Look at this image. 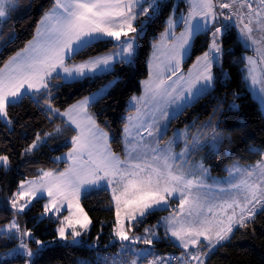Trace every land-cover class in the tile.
Segmentation results:
<instances>
[{
  "label": "snow or ice",
  "instance_id": "6c2138e0",
  "mask_svg": "<svg viewBox=\"0 0 264 264\" xmlns=\"http://www.w3.org/2000/svg\"><path fill=\"white\" fill-rule=\"evenodd\" d=\"M255 3L256 8H253L251 0H230L227 3L220 0L218 4L214 0H189L186 16L175 20L172 16L168 18V27L161 33L160 39L175 42L168 46L162 59L157 58L159 62L154 67L149 64V78L141 82L142 94L130 98L135 113L124 118L121 158L112 151L108 132L88 111L89 105L103 94L104 89L61 111L52 103L54 90L60 86L53 81H78L107 72L116 63H130L140 32L157 15L161 2L54 0L51 8L38 21L32 39L0 67V122L10 127L9 107L22 103L27 97L49 120L61 119L63 128L57 126L52 132H45L43 137L37 133L24 155L37 150L49 138L62 135L64 128L76 134L71 136L68 152L55 158L68 163V167L58 172L40 169L39 179L21 181L20 191L13 193L11 199L12 209L22 213L31 206L33 198L42 199L46 192L48 203L43 206L42 215L51 213L59 220L60 226L55 229L59 241L77 245L92 223L80 205L81 193L112 186L116 214L113 239L118 238L122 242L121 253L117 255L135 251L137 259L118 260L117 255L101 256L97 253L96 264H138L139 257L151 254L150 249L133 250L131 244L141 241L144 245H153L158 239L155 229L161 224L165 236L174 238L182 252L179 256L155 255L148 264H172L173 260L177 264H205L211 253L230 241L235 228L246 227L258 213L264 212V151L250 147V151L261 152L260 161L248 167L234 164L227 169L228 179L224 186L215 180L213 185H208L206 180L214 178L210 177V170L203 164L194 166L199 175L176 169L188 165L187 157L192 152L205 146L215 151L220 143L229 138L227 129L220 127L222 121H214L219 109L194 133H190V129L196 127L195 121L183 129H176L163 146L160 139L167 135L171 121L202 94L213 90L218 82L227 87L229 76L223 68L221 37L233 26L229 21L235 22L245 41L255 46V51L260 54L259 57H243L246 61L245 80H250L253 90L259 84V92L264 93V0H255ZM145 4L148 7H144ZM235 5H239V10L234 8ZM17 7L18 0H0V23H6ZM245 8L247 12L242 11ZM224 10H229L228 14ZM140 16L144 17V21L138 29L134 25ZM221 17L224 23L216 27ZM178 22L183 23L184 30L177 37L173 29ZM254 32L259 35L254 37ZM198 33H210V42L192 66L196 70L195 75L192 69L185 75L181 71V63L188 54L192 38ZM15 38L13 32L7 39H0V48H6ZM100 41L112 42L115 50L79 63H67ZM159 47L153 44L154 50ZM217 66L219 76L213 73V68ZM230 107H236L234 101ZM181 138L184 139V148L177 153L173 147ZM9 165V157L0 155V168L7 171ZM173 198H178L179 204L169 216L146 228L141 235H129L133 226L142 223L145 217L154 211L166 210ZM65 202L69 215L60 219ZM209 216L214 219L209 220ZM5 235L9 240L18 239L20 243L10 252L0 253V264L17 257L25 258V264H34L32 258L45 242L35 240L31 230H21L15 219L6 228H0V236ZM25 237L37 245V251L29 248L24 242ZM98 240L99 236L97 243L89 246L91 250L98 247ZM125 241L128 245L123 243ZM190 246H196L194 253ZM80 264L93 262L87 260Z\"/></svg>",
  "mask_w": 264,
  "mask_h": 264
},
{
  "label": "trees",
  "instance_id": "16d2710c",
  "mask_svg": "<svg viewBox=\"0 0 264 264\" xmlns=\"http://www.w3.org/2000/svg\"><path fill=\"white\" fill-rule=\"evenodd\" d=\"M53 2L54 0H18L17 9L12 12L0 34V39H7L13 32L16 36L14 42L8 43L6 48H0V67H3L10 56L32 39L38 21L51 8ZM171 11L172 3L168 1L147 23L145 32L139 35L134 61L116 63L107 72L78 81L65 82L55 79L53 83L60 86L54 90L53 106L60 110L66 109L79 99L115 81L104 96L91 103L90 109L96 115L98 123L109 128L113 149L122 152V129L124 118L129 111L130 98L142 92L141 82L149 76V58L153 44L166 28V21ZM143 21L144 17L140 16L137 25H141ZM209 37V33L196 35L192 54L186 64L207 50ZM222 46L223 66L229 76L227 87H224L222 82H218L213 90L199 97L172 120L168 131L171 133L194 120L196 124L202 123L212 115L216 105L221 103L223 110L219 109L216 116L222 121L220 127L227 129L229 138L221 143L218 151H210L206 158V162L216 174L226 173V165L235 160L248 163L261 159V152L250 151V147L261 151L264 149V111L245 80L243 55L249 49L239 39L237 29L233 26L222 35ZM114 48L112 42L100 41L84 49L67 63L81 61ZM219 75V67H216V76ZM233 93L237 95L234 96ZM233 101L235 108L230 107ZM8 111L12 125L9 127L0 122V155H7L10 162L7 171L0 168V224L10 221L14 216L9 199L19 188L20 182L39 176L40 169L64 167L66 162L55 160V156L71 146L63 135H56L49 138L37 150L24 155L25 149L32 144L36 134L52 132L58 126L59 119L46 118L45 113L27 97L22 103L10 106ZM45 203L46 197L34 200L21 214V220L34 232L37 239L53 242L38 252L33 259L34 264H80L81 261L87 260L96 264V250L100 247L93 251L85 243L66 245L65 242L59 241L55 232L59 220L42 215ZM82 204L92 220L88 238L97 241L99 236V243L107 244L114 236L113 225L116 215L110 190L105 187L95 189L82 197ZM160 212V210L154 211L147 216L146 221H156ZM17 242L18 239L9 240L6 235L0 236V253H6ZM155 243L160 254L182 250L170 238L157 240ZM4 264H25V258L8 259ZM205 264H264V212L258 213L246 227L237 228L230 241L211 253L206 258Z\"/></svg>",
  "mask_w": 264,
  "mask_h": 264
},
{
  "label": "rangeland",
  "instance_id": "374dc122",
  "mask_svg": "<svg viewBox=\"0 0 264 264\" xmlns=\"http://www.w3.org/2000/svg\"><path fill=\"white\" fill-rule=\"evenodd\" d=\"M168 1H171V3H172V11H171L170 16H172L174 20H175L177 17H180V16H182V15H185V16H186V15L188 14L189 7H190L189 0H160V2H161V6H162L164 3L168 2ZM214 2H216V3L218 4V3L220 2V0H214ZM223 2L227 3V2H230V0H223ZM252 2L254 3L253 8H256V7H257V4L255 3V0H252ZM144 7H148V5L145 4ZM174 7H175V11H173ZM234 8L237 9V10H239V5H235ZM160 10H161V7H160ZM160 10H159V11H160ZM216 10H217V12L220 11V9H219L218 7H217ZM242 11H243V12H247V8L243 9ZM224 12H225V14H228L229 10H224ZM158 13H159V12H158ZM11 15H12V13H11ZM11 15H10V17H11ZM170 16H169V17H170ZM9 19H10V18H8L6 22H8ZM245 19H247V17H245ZM220 21H221L220 23H217V24L215 25L216 27H221L222 23H224V21H223V17L220 18ZM228 23H232V24H233V27H235V28L237 29L239 39L242 41V43L244 44V46H245L246 48L249 49V51L244 52L243 57H246V56L259 57L260 54H259L258 52L255 51V46H252V45L250 44V42H246V41H245V39L242 37L241 33L239 32V28H238L237 26H235V22H233V21H229ZM4 24H5V23H0V34L2 33V29H3ZM134 26L137 27V28L139 29L141 25H137V21H136ZM167 27H168V25L166 26V28H167ZM166 28H165V29H166ZM165 29H164L161 33H163V32L165 31ZM183 30H184V26H183V23H182V22H178L177 25H176V27L173 29V31H174V33H175V35H176L177 37L179 36L180 32H182ZM222 31H223V29H222ZM144 32H145V27H144V30H143L142 32H140V33L143 34ZM161 33H160V35H161ZM209 34H210V33H209ZM160 35H159V38H158V39L155 41V43H154V44H158V45H160V47H159L157 50L152 49V53H151L150 58H149V64L151 63V64L153 65V67L159 62V59H157V58L159 57V58L162 59V58H163V57H162V54L165 52V50L168 48V46H169L171 43H174V42H175L174 40L161 41V39H160ZM253 35H254V37H256V36L259 35V33H255V32H254ZM195 37H196V35L192 38V40H191V47H190V49L188 50V54L184 57V59L182 60V63H181V71H182L185 75L188 74L189 69H192L193 75H195L196 70L193 69L192 66H193V64L195 63L196 58H197L198 56L202 55V53H201V54L198 55L193 61H191L190 63H187V64H186V61L188 60V58H189V57L191 56V54H192V49H193V44H194V39H195ZM221 39H222V37H221ZM137 49H138V40H137V42H136V46H135V53H134L133 56L131 57V61H134V59H135L134 57H135V55H136V53H137ZM113 50H115V48H114V49H111L110 51H107V52H105V53L98 54V55H103V54L109 53V52H111V51H113ZM95 56H97V55H95ZM93 57H94V56H93ZM131 61H130V62H131ZM79 62H80V61H77V62H74V63H79ZM245 63H246V61H245ZM71 64H72V63H71ZM262 66H264V65H262ZM217 67H218V66H217ZM223 68H224V66H223ZM224 69H225V68H224ZM225 71L227 72L226 69H225ZM244 71H245V70H244ZM213 73L216 75V67L213 68ZM96 74H99V73H96ZM148 78H149V76H148ZM114 82H115V81H112V82H110V83H108V84L102 86L101 88L97 89L96 91H93V92H92L91 94H89L88 96H93L94 94H98V93H100L101 89H104L103 94L97 96L96 100H98L99 98H101L102 96H104V95L108 92L109 88L113 85ZM246 82H247V85H248V87H249V89H250L252 95H253V96H254V97L260 102L261 107H262V109H263V111H264V93H260V92H259V87H260V85L257 84V85L255 86V90H253V88L250 86V85H251L250 80H246ZM210 91H211V90H210ZM142 92H143V89H142ZM142 92L139 93V94H135V95H133V96H139V95L142 94ZM205 94H206V93H205ZM202 95H204V94H202ZM202 95H201V96H202ZM133 96H132V97H133ZM201 96H200V97H201ZM96 100H95V101H96ZM196 101H197V100H196ZM194 102H195V101H194ZM194 102H193V103H194ZM193 103H191V104H193ZM191 104H190V105H191ZM90 105H91V104H90ZM90 105H89V107H88V111H89V113L92 114V115L94 116V118L96 119L97 124H98V125L104 130V131L108 132V134H109V141H108V143L110 144L112 151H113L114 153H116L117 155H120L121 158H123V151H122V152L115 151V150L113 149V147H112V143H111L112 135H111V132H110L109 128L106 127V126H104V125H100V124L98 123L97 118H96V115H95L94 112L91 111V109H90ZM128 108H129V111H128V113L126 114V116H128L129 114H134V113H135V108L132 107L131 99H130V101H129ZM184 109H185V108H184ZM184 109H183V110H184ZM217 109H222V110H223V108H222V106H221V103H218V104L216 105L214 111H216ZM63 110H64V109H63ZM61 111H62V110H61ZM214 111H213V112H214ZM217 112H218V111H217ZM217 112H216V113H217ZM211 116H212V115H211ZM211 116H210V117H211ZM210 117H208L206 120H208ZM58 119H59V118H58ZM206 120H204V121H206ZM215 120H220L219 116H215V117H214V121H215ZM194 121H195V120H194ZM204 121H203V122H204ZM192 122H193V121H192ZM192 122H191V123H192ZM203 122H202V123H203ZM191 123H189V124H191ZM202 123H200V124H196V122H195L196 127H195V128H191V129H190V133H194V132L196 131V128H199L200 125H201ZM189 124H187V125H189ZM187 125H185V126H183V127H179V128H177V129H183V128H185ZM58 126H60V127L63 128V122H62L61 119H59V124H58ZM169 128H170V125H169ZM175 130H176V129H175ZM175 130H174L173 132H171V133H168V132H167V135H165L162 139H160V144H161V146H163L164 144H166V143L168 142V140L172 138L173 133L175 132ZM168 131H169V129H168ZM75 134H76V133H75L74 131H72L71 129H69V128H64V131H63V134H62V135H63V136L66 138V140L69 142L70 139H71V136H73V135H75ZM41 136L43 137V134H41ZM189 138H190V136H189ZM123 147H124V144H123ZM27 148H28V147H27ZM70 148H71V146H70L68 149H66L64 152H62V153H60V154H57V155L55 156V158H56V157H60L62 154L67 153L68 150H69ZM183 148H184V139L181 138V140H180L178 143H176V144L174 145L173 150H174L175 152L178 153V152H180ZM220 148H221V143L217 146V148H216L215 151H218ZM210 151H214V150H212L210 146H205V147H203V148H200V149L197 150V151L192 152V153L187 157V159H188V165L184 166L182 169H176V170H177V171H184V172H192V173H194L195 175H199L198 170H197L194 166L197 165V164H203V167H204V168L210 170V171H209V175H210V177H211V178H214V179H208V180H206V183H207L208 185H213V184H214V180H215V181L220 182V186H224V182L228 179V172H226V173H224V174H216V173H214V172L212 171V167L206 162L207 154H208ZM263 151H264V149H263ZM260 160H261V159L255 161V162H248V163L241 162L240 160H235V161H233L232 163L227 164L226 167H225V169H226V171H227V169H228L229 167H231L232 165H234V164L239 165V166H241V167H248V166H250V165H254V164H256V163H257L258 161H260ZM57 161L61 162L62 160H57ZM67 167H68V163H66V165H65L64 167H54V168H51V169H43V170H45V171H56V172H58V171H64V169H66ZM40 176H41V174H40L39 176H37V177L28 178V179H26V180H24V181L37 180V179L40 178ZM102 187L108 188V189L110 190L111 194H112V186H101V187H99V188H102ZM96 189H98V188H96ZM93 190H95V189H93ZM93 190H91V191H93ZM18 191H20V186H19V188L15 191V193H17ZM91 191H89V192H91ZM89 192H87L86 194H88ZM86 194L83 193V192L81 193V197H80V205H81V207L84 209V211L87 213L86 209L84 208V206H83V204H82V197H83L84 195H86ZM12 197H13V196H12ZM12 197L9 199V205H10V206H11V199H12ZM44 197H46V203H48V198H47V193H46V192L44 193ZM34 200H36V199L33 198V201H34ZM33 201H32V202H33ZM20 202H22V200H21V201H18V203H20ZM46 203H45V204H46ZM31 204H32V203H31ZM178 204H179V199H178V198L170 199V200H169V203H168V206H167V208H166V210H160L161 212H160L158 218L156 219V221H146L147 217H145L142 223H139V224H136V225L133 226L132 230L129 232V235H141V234H143V233H144V230H145L146 228H149V227H152V226L156 225V224H157V221H161L163 217H167V216H169V215H170V214H171V213L177 208ZM113 205H114V207H115L114 201H113ZM11 208H12V207H11ZM27 209H28V208H26L25 210H27ZM13 210H14V209H13ZM25 210H24L23 212H25ZM214 211H219V210H218V209H214ZM23 212H22V213H23ZM22 213H17V212L14 210V216L12 217V219H11L10 221H12L13 219H15V220L18 222V224L20 225L21 230H24L25 228H26V229H28V228L26 227V225L24 224V222L21 220V214H22ZM59 215H60V219H62L63 216H67V215H69V211H68V209H67V203H66V202H65V204L62 206V208H61V213H60ZM87 215H88V213H87ZM47 216H50V217H53L54 219H56V217H55V216H52L51 213H49ZM88 217H89V219L91 220V218H90L89 215H88ZM208 219H209V220H213L214 217L209 216ZM56 220H57V219H56ZM10 221H8V222H6V223H3V224H0V228H6V226L9 224ZM91 222H92V220H91ZM59 226H60V224H58L57 227H59ZM91 227H92V223H91V225H90V228H89L86 232H84V233L82 234V237L80 238V239H81V243H80V244L85 243V244H87V245L90 246V245H92V244H94V243H97V241H91V240L88 238V235H89V233H90ZM236 229H237V228H235L234 231H235ZM28 230H29V229H28ZM77 230H79V228H78ZM155 230H156V232H157V234H158V239H155V240H154L153 245H151V246L144 245L141 241H135V242H133V243L131 244L130 247H131V249H133V250H134V249H143V248H149V249H150V253H151V254L148 255V256H146V257H139V258H138V264H148V261L152 260V259L154 258L155 255H160V253L157 252V248L155 247V244H156L155 241H157V240H162V239H164V238H170V235H169V237H166V236H165V230H164V226H163V224H161V226L158 227V228H156ZM31 232H32L33 235H34V232H33L32 230H31ZM34 239H35V240H40V239H37L35 235H34ZM170 239H171L174 243H176V244L178 245V243L174 240V238H170ZM40 241H43V240H40ZM24 242L27 243L28 246H29V248H31L34 252L37 251V245H36L32 240H30L29 238L25 237V238H24ZM43 242H45L44 247H46V246L52 244V243H48L47 241H43ZM61 242H63V241H61ZM19 243H20V241L18 240V242H17L13 247H11L9 250H7V252H10L12 249H15V248L18 246ZM121 243H122V242L119 241L118 238H116V239H113V238H112L107 244L99 243V241H98V247H100V249H97V250H96V253H99V255H101V256H113V255L120 254V253H121ZM123 243H124L125 245H128V242H127V241H125V242H123ZM44 247H43V248H44ZM98 247H97V248H98ZM195 247H196V246H190V248L193 249V253L195 252ZM40 250H41V249H40ZM40 250H39V251H40ZM161 255H165V254H161ZM35 256H36V255H35ZM35 256H34V257H35ZM34 257H33L32 259H34ZM117 259H118V260L131 261L132 259H137V254H136L135 251H128V252L123 253L122 255H117ZM193 264H195V262H193Z\"/></svg>",
  "mask_w": 264,
  "mask_h": 264
},
{
  "label": "built area",
  "instance_id": "2783aa9c",
  "mask_svg": "<svg viewBox=\"0 0 264 264\" xmlns=\"http://www.w3.org/2000/svg\"><path fill=\"white\" fill-rule=\"evenodd\" d=\"M251 2H252V0H251ZM253 5H254V3H253ZM181 252L182 251H175V252H170L169 254H172V255H175V256H179L181 254ZM172 264H177V262L175 260H173Z\"/></svg>",
  "mask_w": 264,
  "mask_h": 264
},
{
  "label": "crops",
  "instance_id": "0c3cea01",
  "mask_svg": "<svg viewBox=\"0 0 264 264\" xmlns=\"http://www.w3.org/2000/svg\"><path fill=\"white\" fill-rule=\"evenodd\" d=\"M147 79H148V78H146L145 80H147ZM145 80H144V81H145ZM87 96H88V95H87ZM85 97H86V96H85ZM81 99H82V98H81ZM79 100H80V99H79ZM76 102H77V101H76ZM76 102H74V103H76ZM74 103H73V104H74ZM71 105H72V104H71ZM68 107H69V106H68ZM68 107H67V108H68ZM67 108H66V109H67ZM64 110H65V109H64ZM64 110H62V111H64ZM160 255H161V254H160Z\"/></svg>",
  "mask_w": 264,
  "mask_h": 264
}]
</instances>
